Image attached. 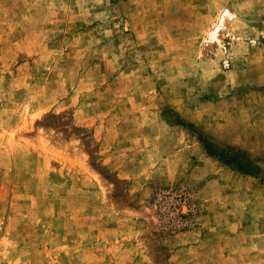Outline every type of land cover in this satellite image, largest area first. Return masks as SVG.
<instances>
[{
	"label": "rangeland",
	"instance_id": "374dc122",
	"mask_svg": "<svg viewBox=\"0 0 264 264\" xmlns=\"http://www.w3.org/2000/svg\"><path fill=\"white\" fill-rule=\"evenodd\" d=\"M0 264H264V0H0Z\"/></svg>",
	"mask_w": 264,
	"mask_h": 264
},
{
	"label": "bare ground",
	"instance_id": "6f19581e",
	"mask_svg": "<svg viewBox=\"0 0 264 264\" xmlns=\"http://www.w3.org/2000/svg\"><path fill=\"white\" fill-rule=\"evenodd\" d=\"M232 15L233 14H232V12H230L229 9H227V8L220 9L218 11V13H217V18H216V21H215L213 27L210 28L206 32L204 40H213V39H215L219 27L223 24V20L225 18H231Z\"/></svg>",
	"mask_w": 264,
	"mask_h": 264
}]
</instances>
